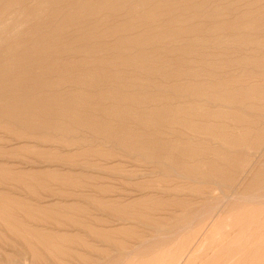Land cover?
Masks as SVG:
<instances>
[{"label":"rangeland","instance_id":"rangeland-1","mask_svg":"<svg viewBox=\"0 0 264 264\" xmlns=\"http://www.w3.org/2000/svg\"><path fill=\"white\" fill-rule=\"evenodd\" d=\"M0 264H264V0H0Z\"/></svg>","mask_w":264,"mask_h":264},{"label":"bare ground","instance_id":"bare-ground-1","mask_svg":"<svg viewBox=\"0 0 264 264\" xmlns=\"http://www.w3.org/2000/svg\"><path fill=\"white\" fill-rule=\"evenodd\" d=\"M40 86V85H39ZM246 146V145H245Z\"/></svg>","mask_w":264,"mask_h":264}]
</instances>
